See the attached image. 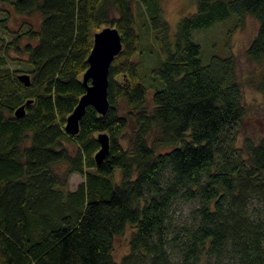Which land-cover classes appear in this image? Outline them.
Masks as SVG:
<instances>
[{
	"label": "trees",
	"instance_id": "obj_1",
	"mask_svg": "<svg viewBox=\"0 0 264 264\" xmlns=\"http://www.w3.org/2000/svg\"><path fill=\"white\" fill-rule=\"evenodd\" d=\"M0 2L9 7L3 27L12 12L40 17L0 52V264H264V133L240 144L247 109L236 58L204 53L195 38L252 17L246 54L264 62V0H196L174 39L163 0ZM136 7L165 57L156 67L135 59ZM108 26L123 44L109 68L108 110L87 106L71 135L94 36ZM17 61L25 68L9 66ZM101 133L109 152L97 165ZM73 173L84 180L71 191ZM182 200L195 206L176 220ZM128 227L130 251L116 261Z\"/></svg>",
	"mask_w": 264,
	"mask_h": 264
},
{
	"label": "rangeland",
	"instance_id": "obj_2",
	"mask_svg": "<svg viewBox=\"0 0 264 264\" xmlns=\"http://www.w3.org/2000/svg\"><path fill=\"white\" fill-rule=\"evenodd\" d=\"M196 0H163V9L170 25L172 39L176 31L178 22L185 16L192 14L196 10ZM9 11V7L0 2V21H2ZM137 28L140 34L139 54L136 60L149 66L156 67L162 56L158 43L156 42L144 9L136 7ZM39 15L19 16L10 13L4 22V27L0 24V52L3 51L5 43L12 34L18 31H25L29 26L37 28L39 25ZM258 31V22L252 17H246L244 25L239 28L231 27V21L217 23L209 29L198 31L195 34L196 40L202 45L204 53L211 52H232L236 58L238 78L242 85L243 100L246 105L247 115L240 128V144L242 139L251 136L257 137L264 133V92L257 88V83L264 75V62L256 63L247 57V48ZM3 39V40H2ZM14 57L15 52L10 51ZM17 56V55H16ZM24 64L10 62L12 69H24ZM21 73V72H18ZM84 180L78 173L69 176L67 189L74 191ZM195 203L178 201L173 207V216L176 220H184L189 217ZM132 227H128L126 232L115 240L114 258L120 261L124 255L129 253V242Z\"/></svg>",
	"mask_w": 264,
	"mask_h": 264
},
{
	"label": "water",
	"instance_id": "obj_3",
	"mask_svg": "<svg viewBox=\"0 0 264 264\" xmlns=\"http://www.w3.org/2000/svg\"><path fill=\"white\" fill-rule=\"evenodd\" d=\"M123 47L121 35L117 28L108 26L97 32L94 36L92 51L88 57V68L83 75L86 91L80 97L73 112L68 116L65 130L76 135L80 130V120L83 117L86 107L93 106L96 110L105 114L109 107L108 87L109 68L113 59L121 52ZM19 79L26 85L31 84L29 74L19 75ZM31 103V100L28 101ZM26 114L25 105L15 110L16 117H23ZM100 149L95 154L97 165H101L109 152V136L101 133L98 136Z\"/></svg>",
	"mask_w": 264,
	"mask_h": 264
}]
</instances>
